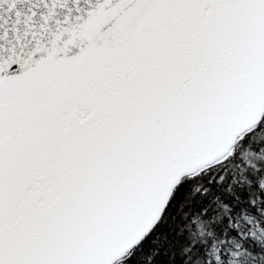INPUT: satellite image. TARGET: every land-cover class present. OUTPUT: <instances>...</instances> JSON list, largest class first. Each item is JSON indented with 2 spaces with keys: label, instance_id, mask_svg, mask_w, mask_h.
<instances>
[{
  "label": "snow or ice",
  "instance_id": "obj_1",
  "mask_svg": "<svg viewBox=\"0 0 264 264\" xmlns=\"http://www.w3.org/2000/svg\"><path fill=\"white\" fill-rule=\"evenodd\" d=\"M0 264H264V0H0Z\"/></svg>",
  "mask_w": 264,
  "mask_h": 264
}]
</instances>
